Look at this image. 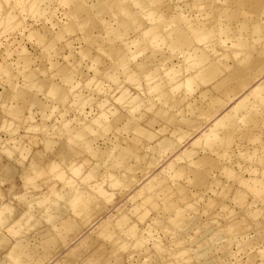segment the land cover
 <instances>
[{
  "label": "rangeland",
  "instance_id": "1",
  "mask_svg": "<svg viewBox=\"0 0 264 264\" xmlns=\"http://www.w3.org/2000/svg\"><path fill=\"white\" fill-rule=\"evenodd\" d=\"M164 1L171 10L184 12V19L192 15L190 20L204 18L208 21L211 17L206 13L209 7L205 4L188 8L187 0ZM78 2L90 9L89 21L86 17H76L71 11ZM222 3V0L215 1V4ZM99 4V0H0V215L11 217L20 212L19 219L10 227L7 223L1 225L0 221V259L18 264L9 254L10 249H2L5 243L1 241L2 236L13 243L24 239L34 240L36 244L46 228H51L57 243L52 247L53 255L39 264H264V69L257 74L261 67L255 61L258 59L246 68L247 81L239 91L222 93L224 105L218 112L212 116L202 114L199 109L184 113L198 119L199 128L193 134L184 133L188 130L184 124L176 130L170 121L148 124L142 116L139 122L159 133L153 139L144 137L128 129L126 120L136 114L139 117L141 111L152 113L146 107L148 103H143L146 94L155 97L152 101L165 109L177 113L181 109L176 111L157 100L160 91L149 90L154 82L169 79L173 74L176 76L173 84L177 86H167L162 93L170 94L172 100L185 93L195 104H200L204 98H200V89L210 83L200 81L202 87L191 91V86L183 82L199 67L195 56L188 51L174 53L163 42L152 46L161 49L168 58L150 65L149 77L142 70L130 74L150 53L144 46L148 34L143 35V31L161 22L153 16L161 15L167 8L151 16L147 13L151 6L143 7L134 0H117L107 8L108 14L102 15L97 12ZM123 5L135 10L140 23L144 21L145 25L128 29L119 37L113 32L114 27L119 19L129 16ZM260 17L264 24V13ZM90 21L96 23L97 28H90ZM167 27L166 30L171 29ZM235 31H229L228 38H232L228 41L225 34L216 39L210 37L211 34L203 36L205 40H196L197 46L201 49L204 46L217 61L241 64L249 49L247 44L236 45ZM59 32L62 35L50 44V39ZM209 37L218 40L212 43ZM247 39L259 47L263 45L264 38ZM113 45L125 48L127 62L115 61L110 52ZM86 48L89 52L84 54ZM199 51L197 53L202 55ZM61 65L69 66L74 72L70 84L62 80ZM31 82L33 85L29 86ZM54 82L66 87L68 98L60 100L57 95H49ZM18 90L29 97L35 96L41 105L32 104L21 92L16 97ZM201 102L202 109L208 110L207 103ZM120 114L125 116L120 118ZM108 120L117 121L121 131L118 128L105 130L102 123ZM167 125L168 129L163 130ZM73 127L90 129L89 133L82 130L81 137L76 136L79 139L94 138L93 144L88 146L90 151L84 148L86 151L77 162L68 161L63 155L56 156L43 141L50 136L58 141ZM228 132L231 134L225 138ZM163 137H171L175 145L162 147L158 139ZM134 139L138 148L134 146ZM129 143L133 144L132 151L126 153L116 167L111 166L115 170L106 168L110 153L109 161L118 152L117 144L125 147ZM91 150L97 157L90 155ZM38 151L40 155L45 154L44 172L29 165ZM87 156L90 160L86 162ZM206 156L212 157L216 164L211 171H205L210 184L195 185L193 174L204 166L195 161ZM54 162L55 166L49 167ZM6 164L14 165L17 173L10 176ZM93 164L101 165L103 171H93ZM76 194L93 197L90 213L76 212L72 201ZM172 202L176 203V208H172ZM59 205L67 211L62 216L56 212ZM177 213L181 215L175 222ZM83 217H88L84 219L85 226L73 238L75 230L67 228L65 220ZM123 217L128 220L122 222Z\"/></svg>",
  "mask_w": 264,
  "mask_h": 264
},
{
  "label": "bare ground",
  "instance_id": "2",
  "mask_svg": "<svg viewBox=\"0 0 264 264\" xmlns=\"http://www.w3.org/2000/svg\"><path fill=\"white\" fill-rule=\"evenodd\" d=\"M134 1L136 4L141 5L143 7L151 6V8L147 11L148 15H151V16L155 12H161L162 10H164V8H167V10L164 11L161 15H158L155 17L153 16L154 19H157V18H158V20L161 19V22H155V24L148 27L146 29V31H143L144 32L143 35L148 34V38L146 40V43H145V45L144 44L143 45L150 49V53H149V55H147L146 59L142 60L141 62H138L135 65V67L131 69V71L134 70L133 73H130V72L129 73L134 75V73H138V70H140V71L142 70L141 72L142 73L147 72L148 77H149V75H151V73L148 72L149 70H151L150 65H155V62L168 58V55L165 54L161 49H159L158 47L154 48L155 45L152 46L153 44H156L159 46L163 42V44H165L167 46V48H170L173 52L174 51L176 52V50H179L182 53L188 51V52H190V55L195 56L196 64L199 65V67L194 73H190V75L188 74L189 76H187L185 78V81L183 82V83H187L186 86H188V84L191 86V88H190L191 91L194 89V87H197V88L202 87V85L200 86V84H201L200 81H202L203 83H210V84L208 86L200 89V94H201L200 98L204 97V98H201V101L204 100V103L206 104L207 101L209 100L207 103L208 110L205 111V109L203 110L202 107L200 106V104L202 103L201 101H200V104H195L192 101H190L189 95H187V94L184 95L185 93L182 95H178L177 97H175L174 100L171 99L172 96H170V94L166 95L165 94L166 92L162 93L163 88H165L167 86H172L171 88H175L174 86H177V85L173 84L174 83L173 79L176 77L173 74H172V77L168 76L169 79H162L161 78L160 81L154 82L152 87H149L150 88L149 90L150 91L151 90L160 91L159 95L157 96V100L162 101V103L164 101V103L168 104L170 106V108L172 107V108L177 109L176 111H178V109H180V108L181 109L178 111V113L172 112V111H170L171 109L170 110L165 109L161 105H159L157 102L152 101L155 97H149L146 94V96L143 98H145V100L148 102L145 101L146 102L145 103L143 101H140V102L138 101V103L141 104V102H143L144 105H146L148 103L146 105V107L148 109H150L152 111V113L149 114V113H147L148 111L144 110L145 113H143L141 111V113H139V117H137L138 116L137 114L135 115V117H137V118L133 117V118L137 119L136 121H134L133 118H129L127 120L125 119L127 121L126 127L128 129H134L135 131H137L138 133H140L144 137H147L150 139L158 137L159 133L150 130V128H148V127H144V125L139 122V119L143 116V117H145V120H147L148 124H151L153 121H160V120L163 124L166 123V120L168 121L167 123H169V121H170V123L174 126V128L176 130L181 128V125L184 124L188 128V130H185L184 133L186 135H191V134H193L194 131H196L199 128V125L197 122L198 119H195L192 116L187 117V115L184 113H187V112L193 113L196 109H199L202 114H204V112H205V113H207L208 116H212L215 112H218L221 109V107L224 105V100H221L222 93H225V95H227L231 91H239L241 86L247 81L246 68L248 67V65H250L252 63V61L255 58L258 59L255 61L259 63V66H261L258 69L259 72L257 71V74L262 72V70L264 69V40H263V45H261L259 47L256 44H251L250 43L251 41L249 42L247 39V38H249V39L253 38V39H255V40L257 39L259 41V40H261V38H264V24L260 21V18H261L260 16L262 15V13H264V0H222V1H224V4L222 3L221 5L215 4L216 0H187L186 1L185 6L188 8H194L195 6L198 7V5L200 6L201 4L207 5V7H209V10L207 9L206 13L209 15L211 14L210 15L211 17L208 21L204 20V18H202L203 20L199 19V18H198L199 20H190V18L194 17L192 15H190V18H187V16H186V19H184V17H182L183 16L182 13H184V12L180 13V12H176V11L171 10V7L169 6V4L166 3L164 0H134ZM50 2H51V0H50ZM115 2H117V0H99V3H101V4L98 5L97 12L99 14H102V15H105V13L108 14L107 8L109 6L111 8ZM122 7L127 10V13L129 16H128V18L125 17V18L119 19L118 25L116 27H114L115 29L113 30V32L116 34V36H119V37H121V36L123 37L125 34L124 32H126L128 29H131L133 27H136L138 29L141 25H143V26L145 25L144 21H142L140 23L141 19L139 18L138 14L136 13L135 10L129 8L126 5L125 6L123 5ZM179 7H180V5H179ZM181 9H182V7H181ZM183 9H186V8H183ZM71 11L75 15L77 14L76 17H78V18L86 17L87 21H89L90 9L88 7H86L83 4V2L76 3V5H74V7ZM181 11H184V10H181ZM200 14H202V13H200ZM200 16H202V15H200ZM205 17H206V15H205ZM153 18H150V19H153ZM173 23L175 25L171 27V24H173ZM89 25H90V28L91 27L97 28V24L96 23L93 24L92 21L89 22ZM169 25H170V27H169ZM165 27H167L169 29L171 28V29L166 30ZM69 28H70V26H69ZM69 28H67V31ZM71 28H72V26H71ZM70 29H69V31H71ZM233 29L236 30L235 31V33H236L235 38L237 37L236 45H239V46L245 45L246 46V44H247L248 49H249V52L247 54H245L244 57L242 58L241 64H235L234 63V65H231L225 61H217L214 59V57L213 58L210 57L211 53L207 52V49L204 50L205 47L203 45H201V46H203L204 49H201L199 44H198L199 46H197L196 40H202L205 38L203 36H207L210 34H211L210 37H214L213 39H216L217 36H219L218 38H222V34H225V38L227 36L226 39L228 41L230 38H232V37L228 38L229 37L228 36L229 31L230 30L232 31ZM60 32L58 34H56L54 36V38L50 39V41H49L50 44L54 43L62 35V34H60ZM42 37H44V36H42ZM207 37H206V39H207ZM210 37H209V39H212ZM92 39L94 40V38H92ZM109 39L113 40V38H109ZM213 39L211 41H213ZM224 39H222V40H224ZM93 40L91 42H93ZM217 40L216 41L214 40L212 43L217 42ZM250 40H252V39H250ZM227 41H226V43H227ZM247 41L249 43H247ZM94 42H96V40H94ZM158 42H160V43H158ZM206 42H208V41H206ZM198 43H199V41H198ZM200 43H202V42L200 41ZM204 43L205 42L203 41L202 44H204ZM209 43H210V40H209ZM209 43H207V44H209ZM232 43H233V41H232ZM234 44H232V45L235 46ZM204 45L206 46V44H204ZM239 46H236V47L238 48ZM214 47H216V46H214ZM161 48L164 49L163 47H161ZM210 48H212V45ZM210 48H208V50ZM215 49H217V48H215ZM166 50H168V49H166ZM197 51L202 52L201 53L202 55L198 54ZM212 51H214V49H212ZM88 52H89V48H86L83 50L84 54H87ZM110 52L114 55L115 61H116V59H118L119 61L127 62V59H125L127 57H126V51H125L124 47H122L120 45H113L110 49ZM203 53H204V55H203ZM158 54H160L161 56L160 57L157 56ZM213 55L216 56L215 54H213ZM151 57H153V58L151 59ZM148 58H149V60H148ZM259 58H260V60H259ZM156 71L158 72V69H156ZM59 72L61 75H63L62 80L64 82L67 81V83H69V81H71L73 79V73L74 72H73V70H71V68L69 66L61 65L59 67ZM147 73H145V74H147ZM156 74H158V73H156ZM156 74H153V75H156ZM257 74H255L254 76H257ZM138 82H137V84L140 83V82L139 83ZM55 83L56 82H54V84ZM195 83H197V86L196 85L194 86ZM31 84L33 85V83L31 82L29 84V86H31ZM54 84L52 83V86L49 88V89H51L50 91H52L51 92L52 94L49 91V93H50L49 95H53V96L57 95L58 99H60V100H65L66 98L69 97L68 90L66 89L65 86L62 87L59 84L58 85L57 84L54 85ZM140 86H141V84H140ZM197 88H195V89H197ZM145 89H147V88H145ZM165 90H167V89H165ZM187 90H188V88H187ZM19 92H21L25 96L23 98L29 99V101L32 104H34V103L40 104L39 100H37V98L35 96L30 95V97H29L28 95H25V93L22 90L17 91L16 97H18ZM143 92H145V91H143ZM215 92H217V94H214ZM143 98H141V99H143ZM130 99H128V100H130ZM135 99H138V97ZM86 100H88V99L86 98ZM139 100H140V98H139ZM133 101H134V98H133ZM88 102L90 103L91 100H88ZM107 102L109 103V101H107ZM150 102H152V103H150ZM135 103H136V100H135ZM81 104L84 105V103H81ZM136 105L138 106L139 104L136 103ZM104 106H106V105H104ZM183 106H185V107H183ZM99 107H101V106H99ZM101 109H103V108H101ZM133 111H134V109H133ZM179 113H182V115H180V116H183V117H180ZM124 116L125 115H123V114L119 115L120 118H123ZM115 120H117V119H115ZM125 120H122V121L125 122ZM108 121L109 122L106 124L104 123V121H103L104 124L102 123V125H104V127H105V130H112L115 128L116 129L120 128V127H118V125H116L117 121L116 122L115 121L110 122V120H108ZM101 122L102 121H99V124H101ZM97 123H98V121H97ZM87 124H88V122H87ZM69 125H70V123H69ZM88 125H90V124H88ZM65 127H67V126H65ZM86 127H87V125H86ZM192 128H194V130H192ZM92 129H94V128H92ZM167 129H168V125L163 127V130H167ZM80 130L81 129H79L77 127L69 128L67 130V132L65 130L66 133L64 132L66 134V137H64L62 139L59 138L60 140L57 139L58 141H56L55 138H53L55 140L50 139V138H52L51 136L49 137V139L44 138L43 141H44L45 147L49 148L53 154H57L56 156H58V157H59V155H63L68 161H71L74 159L75 160L74 162H77L76 159L80 156V154L82 155L83 154L82 152L86 151V149L84 150V148L87 147V150L90 151L88 146H91L93 144L92 142H94L93 141L94 138L87 137V136H86L87 138L85 137L86 138L85 140L80 138V139H82V141L84 140V143H81L82 141H78L80 139H79V137H76V136L80 135V137H81L82 133H84L83 131H85L87 129L82 128L83 131L82 130L80 131ZM119 130L121 131V129H119ZM190 130H192V131H190ZM89 131H90V129H89ZM89 131H85V132L89 133ZM91 133H92V131H91ZM230 134L231 133L228 132L227 135L225 136V138L227 136H229ZM99 136H101V135H99ZM59 137H60V135H59ZM75 138H78V139H75ZM107 138H108V136H107ZM109 140H110V142L113 141L111 139H109ZM38 141L39 140L37 139V142ZM122 141H123V139H122ZM134 141L136 142L134 146H136L138 148L137 139H134ZM158 143H160L162 145V147H166V146L170 147L172 145H175V142L171 137L159 138ZM115 146H113V148ZM117 146H118V148H117L118 152L113 155L111 161H109L110 157H111V153H110V157L107 156L109 158V160L107 162H110V163L106 164L107 167L106 166H104V167H106V168H109V167L111 168V166L116 167L115 165L123 159L124 155L126 153H129V151H132L131 146H133V144L129 143V145H127L125 147H123L122 145H118V144H117ZM20 147H21V145H20ZM92 147H90V148H92ZM109 147H110V145H109ZM115 149H116V147H115ZM228 149H229V146H228ZM95 150H97V149H95ZM111 152L113 153V151H111ZM89 153L91 156L97 157L95 151L91 150V152H89ZM40 154L41 153L39 151L36 152V154H34V157L32 158V163H30L29 165L35 166L39 172H42V171L44 172L45 167L42 166V164H43V161L45 159L44 158L45 154H42V155H40ZM86 155H87V153H86ZM223 155H224V153H223ZM84 156H85V154H84ZM87 158H88V156H87ZM89 160H90L89 158L84 159V161H86V162ZM101 162H99V164ZM150 162L152 163L153 161L151 160ZM72 163H73V161L71 162V164ZM105 163H104V165H105ZM195 164H203L204 166H203V169H199V170L194 172L193 177H192L193 182H195V185L197 184L199 186H202V185L208 186L210 184V180H209V177L205 171L206 170L211 171V168L216 165L215 160H213L212 157L206 156L205 159L198 158V160L195 161ZM53 166H55V162H54V164L51 163V165L49 167H53ZM70 166H74V165H70ZM5 167H6L7 172H9L8 174L10 176L17 173V171H18V169L14 165H11V164H6ZM29 167H27V168L29 169ZM27 168H26V170H28ZM92 168H93V171H95L96 173L103 171L102 170L103 167H101V165L98 166V164L96 166H94V164H93ZM178 169H181V168H178ZM178 169L176 172H178ZM112 170H115V169H112ZM180 188L182 190L185 189L182 187H180ZM84 197L85 196H83L82 194H76L74 199L72 200L75 203L74 206L76 208V212L87 211V213H90V212H88V209L91 206L90 201L91 200L93 201V199H92L93 197H91V196L90 197L87 196L86 198H84ZM31 203H33V202H31ZM100 207H103V204L100 203ZM170 207H166L165 209H170ZM176 207H177L176 203L172 202V208H176ZM56 212L59 216H62L67 211L65 210V208H63V206L59 205V206H56ZM19 215H20V212L17 213L15 216H11V217L4 216V215H3L4 216L3 217L0 215L1 216L0 221L2 223V224L1 223L0 224L3 225L4 223H7L6 226L10 227V226H12L11 224L13 222L15 223V221L19 219L18 218ZM180 215L181 214H178L177 215L178 217L176 216V218H174L173 221L176 222L177 219L180 218L179 217ZM87 218L88 217H83L81 219L76 218L73 220H71V219L65 220V226H67V228H72L75 230V234H74L73 238L77 237L82 232L83 227L85 226L84 219H87ZM51 220H52V218H51ZM127 220H128L127 217H123L121 219L122 222H126ZM9 227H8V229H9ZM130 228H131V230H133V227H130ZM106 230L108 231L109 228L107 227ZM63 238L65 239V237H63ZM1 241H5V243L2 246V249H5V251L10 249L9 254L13 257V259L15 261H18V264H28L27 262H29V264H39V263L43 262L45 259L48 260L49 256L53 255L51 253L52 247L54 245H56V243H57V239L55 238V233L51 230V228H46L45 232L40 237L39 243L37 242L38 244L36 242H35L36 244H34V240L33 241H31V240L26 241L24 239L13 243V242H11V240L9 238H7L5 236L1 237ZM91 243H93V242H91ZM39 245H40V247H39ZM5 259L6 258L0 259V264H12L10 262L7 263Z\"/></svg>",
  "mask_w": 264,
  "mask_h": 264
}]
</instances>
